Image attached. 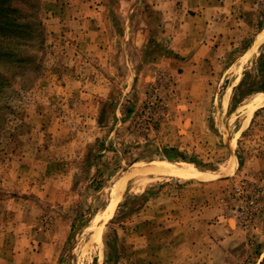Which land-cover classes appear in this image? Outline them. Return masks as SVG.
<instances>
[{
	"label": "rangeland",
	"instance_id": "1",
	"mask_svg": "<svg viewBox=\"0 0 264 264\" xmlns=\"http://www.w3.org/2000/svg\"><path fill=\"white\" fill-rule=\"evenodd\" d=\"M11 5L0 264H264V0Z\"/></svg>",
	"mask_w": 264,
	"mask_h": 264
},
{
	"label": "trees",
	"instance_id": "2",
	"mask_svg": "<svg viewBox=\"0 0 264 264\" xmlns=\"http://www.w3.org/2000/svg\"><path fill=\"white\" fill-rule=\"evenodd\" d=\"M22 10L15 8L11 5V0H0V103L3 101L4 96L7 94V87H9L10 75L13 74L14 69L22 68L21 60L19 57L21 54L33 47L30 44L33 37L30 39V33L32 30L21 22L22 18H26ZM9 64L12 67L8 66ZM19 65V66H18ZM11 71V72H10ZM26 77V73L23 72L18 76ZM15 75V74H14ZM181 155V154H178ZM170 157H178L176 154H169ZM239 164H242V159L239 157ZM134 205H140L145 201L144 197L133 198ZM136 209L135 206H131L128 210ZM107 246L109 247L108 256H113L117 249L116 244L107 240Z\"/></svg>",
	"mask_w": 264,
	"mask_h": 264
},
{
	"label": "bare ground",
	"instance_id": "3",
	"mask_svg": "<svg viewBox=\"0 0 264 264\" xmlns=\"http://www.w3.org/2000/svg\"><path fill=\"white\" fill-rule=\"evenodd\" d=\"M263 93V92H262ZM259 94V93H258ZM255 101V100H254ZM253 102V101H252ZM253 103H255V102H253ZM256 103H258V104H264V97H261V96H259L258 98H257V101H256ZM247 104V103H246ZM251 104V103H250ZM250 104H247V105H250ZM255 105V104H254ZM257 107V106H256ZM255 108V107H254ZM250 110V109H249ZM162 163H164V162H162ZM160 165V164H159ZM168 165H171L170 163H168ZM167 164H166V167L168 166ZM173 165V164H172ZM187 165V164H186ZM185 165V166H186ZM164 166V165H163ZM175 166V165H174ZM158 167V166H157ZM165 167V166H164ZM170 167V166H169ZM160 168H162V167H160ZM164 169V168H163ZM167 169V168H166ZM158 170V169H157ZM169 170V169H168ZM177 170V169H176ZM153 171V170H152ZM154 171H156L155 169H154ZM160 171V170H159ZM158 171V172H159ZM170 171V170H169ZM177 171H179V170H177ZM160 172H163V171H160ZM155 173H157V172H155ZM176 173V172H175ZM159 174V173H158ZM163 174V173H162ZM179 174V173H178ZM177 174V175H178ZM180 174H183V173H180ZM179 174V175H180ZM165 175V174H164ZM185 175V174H184ZM188 176V175H187Z\"/></svg>",
	"mask_w": 264,
	"mask_h": 264
}]
</instances>
